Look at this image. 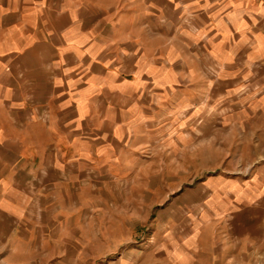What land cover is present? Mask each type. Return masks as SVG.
<instances>
[{
  "label": "crops",
  "instance_id": "1",
  "mask_svg": "<svg viewBox=\"0 0 264 264\" xmlns=\"http://www.w3.org/2000/svg\"><path fill=\"white\" fill-rule=\"evenodd\" d=\"M208 124L264 145V0H0V264L84 178L140 170ZM161 241L152 256L186 249Z\"/></svg>",
  "mask_w": 264,
  "mask_h": 264
},
{
  "label": "rangeland",
  "instance_id": "2",
  "mask_svg": "<svg viewBox=\"0 0 264 264\" xmlns=\"http://www.w3.org/2000/svg\"><path fill=\"white\" fill-rule=\"evenodd\" d=\"M204 131L173 152L158 144L140 170L84 178L75 202L58 201L61 218H33L28 242L16 229L8 245L20 254L7 250V264H264V145ZM169 234L186 249L152 256Z\"/></svg>",
  "mask_w": 264,
  "mask_h": 264
}]
</instances>
